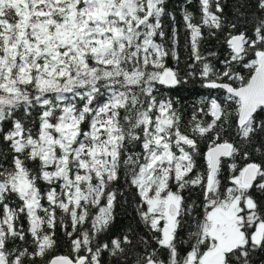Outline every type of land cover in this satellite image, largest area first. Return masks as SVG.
<instances>
[{
	"label": "snow or ice",
	"instance_id": "6c2138e0",
	"mask_svg": "<svg viewBox=\"0 0 264 264\" xmlns=\"http://www.w3.org/2000/svg\"><path fill=\"white\" fill-rule=\"evenodd\" d=\"M198 6L199 23L183 10L186 76L210 91L184 126L161 94L186 82L167 64L166 0H0V264H36L58 226L71 252L47 264H128L129 234L101 240L124 189L150 235L133 264H249L264 248V0L227 23L222 0ZM205 28L228 29L221 67Z\"/></svg>",
	"mask_w": 264,
	"mask_h": 264
},
{
	"label": "trees",
	"instance_id": "16d2710c",
	"mask_svg": "<svg viewBox=\"0 0 264 264\" xmlns=\"http://www.w3.org/2000/svg\"><path fill=\"white\" fill-rule=\"evenodd\" d=\"M222 3L224 4L226 23L236 22L239 12L250 13L255 10L254 0H222ZM241 5H245V7H241ZM166 6L167 11L172 15H166L163 17L164 30L166 33L165 43L168 45L171 44L172 31L173 27H175L178 32L177 51L179 55L178 63L169 57L167 59V64L169 67L174 68L182 77H185L188 72L194 71V68L190 69L189 65H195L196 62L191 56L189 33L185 29L182 18L183 10L184 8H187L189 11H192L195 16L194 22L199 23L198 0H191L190 4L188 3V0H166ZM237 9H239V12ZM241 27L247 28L249 35H251L250 23L243 24ZM227 30L228 29L225 28L224 31L217 32L216 35H210L207 28L203 29V39L200 43V51L205 56H207L209 52H216L218 54L217 57L209 56L208 59L215 63L217 67L222 66L218 63V60L223 59L224 54L227 51L226 46L223 43ZM209 91L210 90L201 86L200 79L197 75L186 76V82H182L175 88H162L161 94L165 98H170L175 102L174 106L183 117V125L188 126L193 113L199 106L198 102L208 96ZM212 92L215 94L214 90H212ZM33 116H35V113H33ZM205 119L208 118L205 117ZM0 152L7 153V146L0 144ZM8 159L10 160V156ZM123 191L124 195L118 197V201L114 208L115 219L111 228L107 233L101 234V240L107 242L113 237L122 236L126 233L129 234L133 239L135 247L126 246L128 249L126 255L128 257V264H133V261L142 253L144 248V245L139 242L140 238L144 237L145 239H150V235L137 214L136 204L138 203L139 198L135 195V190L128 191L127 189H124ZM185 195H188V193H185ZM192 199H198L195 193L192 194ZM91 211L95 213L96 210L92 209ZM197 211H199V208ZM25 227H27L26 222ZM130 229L132 230L131 232H129ZM181 235H184V233L182 232ZM55 238L57 243L54 249L49 252L46 257L37 258L36 264H47V261L53 256L67 255L71 252L70 240L64 235L63 229L59 226L56 228ZM153 247H155L154 242ZM103 264H123V259L110 256L105 252L103 255ZM249 264H264V248H257L250 252Z\"/></svg>",
	"mask_w": 264,
	"mask_h": 264
}]
</instances>
